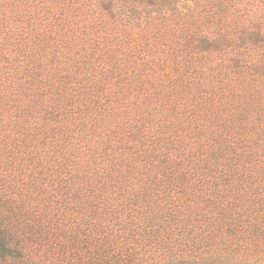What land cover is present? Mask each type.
Listing matches in <instances>:
<instances>
[{"label":"trees","instance_id":"1","mask_svg":"<svg viewBox=\"0 0 264 264\" xmlns=\"http://www.w3.org/2000/svg\"><path fill=\"white\" fill-rule=\"evenodd\" d=\"M1 264H264V0H0Z\"/></svg>","mask_w":264,"mask_h":264},{"label":"rangeland","instance_id":"2","mask_svg":"<svg viewBox=\"0 0 264 264\" xmlns=\"http://www.w3.org/2000/svg\"><path fill=\"white\" fill-rule=\"evenodd\" d=\"M1 264V263H0Z\"/></svg>","mask_w":264,"mask_h":264}]
</instances>
